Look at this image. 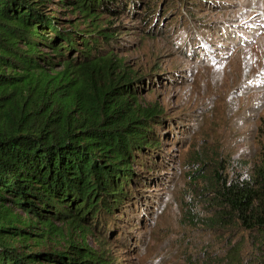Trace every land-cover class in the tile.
I'll use <instances>...</instances> for the list:
<instances>
[{
	"label": "trees",
	"instance_id": "16d2710c",
	"mask_svg": "<svg viewBox=\"0 0 264 264\" xmlns=\"http://www.w3.org/2000/svg\"><path fill=\"white\" fill-rule=\"evenodd\" d=\"M156 1L0 0V264H105L70 242L35 251L27 243L36 225L47 235L67 224L101 234L117 228L114 212L141 223L155 209L156 190L146 187L168 174L161 148L180 133L166 130L158 104L139 103L147 77L129 79L118 56L127 48L122 35L151 33ZM178 1L206 11L223 4ZM50 6L71 7L82 28L61 23ZM259 129L245 175H218L193 223L243 237L217 249L214 234L206 264H264V124ZM121 242L133 248L129 238Z\"/></svg>",
	"mask_w": 264,
	"mask_h": 264
},
{
	"label": "rangeland",
	"instance_id": "374dc122",
	"mask_svg": "<svg viewBox=\"0 0 264 264\" xmlns=\"http://www.w3.org/2000/svg\"><path fill=\"white\" fill-rule=\"evenodd\" d=\"M218 1L223 2L221 9L206 11L197 0L193 4L200 9L178 0H158L155 22L145 27L151 33L121 37L127 46L118 56L125 65L121 72L129 79L147 77L139 103L158 104L168 118L166 130L180 133L168 136L161 148L171 165L168 174L164 177L160 171L154 187H146L156 190L155 209L146 212L141 223L114 212L110 218L117 228L101 234L67 224L47 235L36 225L27 243L36 245L34 251L65 250L70 242L94 251L105 264H206L204 247L214 234L217 249L242 241L238 229L193 227L217 176L245 175L264 124V0ZM188 7L195 11L188 12ZM50 9L61 23L82 28L80 15L71 7ZM131 168L144 170L136 164ZM136 212L128 210L130 216ZM126 238L132 249L121 244Z\"/></svg>",
	"mask_w": 264,
	"mask_h": 264
}]
</instances>
